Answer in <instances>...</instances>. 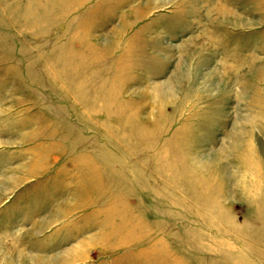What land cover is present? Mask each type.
Returning a JSON list of instances; mask_svg holds the SVG:
<instances>
[{"label":"rangeland","instance_id":"rangeland-1","mask_svg":"<svg viewBox=\"0 0 264 264\" xmlns=\"http://www.w3.org/2000/svg\"><path fill=\"white\" fill-rule=\"evenodd\" d=\"M0 264H264V0H0Z\"/></svg>","mask_w":264,"mask_h":264},{"label":"crops","instance_id":"crops-1","mask_svg":"<svg viewBox=\"0 0 264 264\" xmlns=\"http://www.w3.org/2000/svg\"><path fill=\"white\" fill-rule=\"evenodd\" d=\"M81 231V230H80ZM80 234L81 233H78V235L80 236ZM82 236V235H81ZM70 240V241H69ZM82 239H75V240H72V239H66V240H64V242H66V243H80V242H82L81 241Z\"/></svg>","mask_w":264,"mask_h":264}]
</instances>
